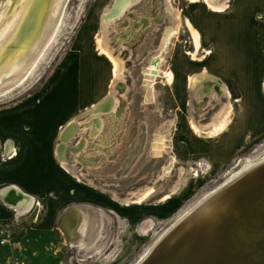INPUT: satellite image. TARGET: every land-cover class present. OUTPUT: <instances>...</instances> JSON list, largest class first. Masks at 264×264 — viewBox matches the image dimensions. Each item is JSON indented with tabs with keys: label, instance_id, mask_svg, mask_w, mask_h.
<instances>
[{
	"label": "rangeland",
	"instance_id": "374dc122",
	"mask_svg": "<svg viewBox=\"0 0 264 264\" xmlns=\"http://www.w3.org/2000/svg\"><path fill=\"white\" fill-rule=\"evenodd\" d=\"M115 2L67 0L58 14L53 39L30 73L23 78L22 73L0 88V133L15 125L17 133L33 136L27 141L30 146L41 144L47 149L39 159L46 163L39 173L59 180L56 190L65 198L58 210L47 207L50 217L55 212L60 215L54 226L62 228V217L74 205L89 209L91 217H96L97 222L90 223L94 229L82 245L70 243L69 234L58 230V249L64 253L65 264H142L181 215L248 164L264 159V131L254 137L245 135L233 110L220 135H207L224 128L228 110L223 107L221 114L217 110L221 101L233 100L212 76L197 78L204 85L201 90L194 92L190 86V75L204 71L194 63L201 59L203 49L197 53L198 60H191L189 54L194 45L184 22L187 0H136L107 30L103 15ZM167 6L179 10V20L168 13ZM100 41L124 64L123 79L115 84L117 97L124 100L117 113L104 116L102 131L106 136L113 127L123 126L112 136L121 141L107 152L89 150L81 155L73 149L83 138L88 142L83 133L65 150L64 161L56 152L62 127L81 118L111 92L112 62L101 53ZM158 54L162 57L158 72L147 79L144 69ZM168 69L174 73L171 83L166 82L164 74ZM222 81L233 96L238 94L234 81ZM93 115L89 113L83 120ZM217 115H222L223 122L215 126L211 121ZM15 118L21 124H16L18 120L14 123ZM192 121L204 123V137L194 133L191 126L196 122ZM206 127H211V132ZM12 131H6V138L0 139L2 164L10 161L2 159L10 156L3 155L8 140L20 152V142L13 139ZM104 153L107 158L91 160ZM80 157L89 158L90 164ZM171 162L173 166L164 171ZM6 186H0V190ZM144 191L147 196L138 203L134 193ZM37 201L34 207L40 212L41 198ZM24 218L18 223L15 216L2 221L13 223L16 235V228L29 225Z\"/></svg>",
	"mask_w": 264,
	"mask_h": 264
},
{
	"label": "bare ground",
	"instance_id": "6f19581e",
	"mask_svg": "<svg viewBox=\"0 0 264 264\" xmlns=\"http://www.w3.org/2000/svg\"><path fill=\"white\" fill-rule=\"evenodd\" d=\"M66 1L67 0H0V88L15 81V79L22 73H24L22 78L30 73L43 51L53 39L57 22L59 23V19L57 21L58 14L63 6H65L64 4ZM206 1L210 6L216 7L220 0ZM134 2H136V0H116L114 6L107 9L103 15V25L105 26V29L108 30L110 26H113L120 18H123V16L127 14V11L131 9ZM167 11L170 15L178 19L180 14L179 10L167 6ZM144 22H147V20L144 19ZM184 22L191 34L192 43L194 45L193 51L189 52V54L195 59L197 58V52L202 46L200 34L188 18H186ZM166 39H168V37ZM99 49L101 50V53L105 54L112 62L111 73L114 78L111 83V92L99 103L91 106L81 118L73 121L71 120V122H68L62 127L59 136L60 141L56 152L64 161H66L63 157L65 155L63 153L66 152L65 150L72 145L74 140H78V137L83 133H86V135L84 134V137L86 136L88 142L83 138L80 140V144L73 149L74 153L80 152L81 155L89 150L107 152L109 147H115L116 143L121 141L119 137L113 139L112 136L117 134L119 129L122 130L124 128L123 126L121 128L113 127L112 132L106 136L102 135V131L105 129L106 125L104 116H113L114 113H117L119 105L123 103L124 100L121 97H117L115 90L116 82L123 79L124 64L122 61L112 56L101 41L99 42ZM161 61L162 57L158 54L153 58L151 64L144 69V76L147 79H152L155 76L158 72L157 69L159 64H161ZM164 74L166 75V82L171 83L174 80L173 71L168 69ZM196 80V77H189L190 86H193ZM218 81L221 82L220 80ZM89 113H94V115L83 120V118L89 115ZM219 121L223 122L222 115L220 117L217 115V117L211 122L216 126ZM115 124H117V120H115ZM214 125L210 124L207 126ZM70 126H72L70 133L72 137L68 141H64V138L61 140L64 132L66 129L70 128ZM202 127L203 125L199 123H192V128L197 134H201L203 130ZM123 132L124 131L120 132V134ZM90 138L95 139V141H90ZM96 140L99 141V145L95 144ZM14 145L15 144L12 140H8L6 142L4 155L6 154L7 157L8 155H11L14 151ZM81 149L85 150L80 151ZM106 156L107 154L104 153L103 156H96L91 160H101L108 157ZM83 159L86 160L85 164H90L91 160L89 158L85 159L84 157H80L79 160ZM263 161L264 160L261 162ZM256 163L257 162L248 164L242 172L238 173L223 185L212 190L198 203L181 215V217H179L177 221L157 240L152 251L154 248H157L158 244H163L162 246L165 247L151 264L169 263L170 261H173L177 254H180L183 257L180 264L209 263L210 254L219 250L224 244L226 245V242L222 239L224 231L223 227L225 224L233 222L235 216H237L241 210L244 212L247 211L249 203L251 204L253 200L258 198V196L264 195V169L252 172L251 177L246 181L232 183L244 172L252 170L253 166L257 165ZM173 164L174 163L171 162L166 168H164V171L170 169ZM230 183L232 184L226 189L218 192V190L224 188ZM134 194L137 196L136 199L138 203H142L147 196L146 191ZM0 196L5 203L16 208L20 213L29 211L36 204L35 198L16 185L4 187L0 191ZM209 196L212 197L206 199ZM205 203L206 205L200 210V212L196 213L184 224V221L188 218L189 214L193 212L195 208ZM68 211L69 215H65V218L63 217L65 227L68 228V241L72 244L82 245L87 236H89L91 229H94L90 228V223L91 220L96 223V217H91L89 214L90 210H83L81 205H74ZM251 214L250 220L253 221L255 225L252 228L254 234L249 238L248 243L258 244V248L260 249L264 243V226L261 227V223L257 224V221L261 220L264 216V204L256 206ZM178 224H183L179 231L173 234L172 238L163 243V239L171 234L172 230L176 228ZM78 235L79 237H77ZM191 248H194V251L191 255H188V250ZM150 258L151 253L144 260V264H147ZM235 258L236 257H234V259ZM251 260L253 262H264L263 251L260 250V254L251 257ZM226 262L228 264L231 261L230 259H226L224 264Z\"/></svg>",
	"mask_w": 264,
	"mask_h": 264
},
{
	"label": "crops",
	"instance_id": "0c3cea01",
	"mask_svg": "<svg viewBox=\"0 0 264 264\" xmlns=\"http://www.w3.org/2000/svg\"><path fill=\"white\" fill-rule=\"evenodd\" d=\"M185 9L186 18L199 31L202 44L200 50L203 49L201 59L194 63H199L204 72L190 75V77L201 79L199 77L206 75L220 80L222 91L233 100V102L221 101L217 110L219 114L223 113L225 107L228 110L224 128L218 133L206 134L220 135L229 122L231 110H233L234 119L240 121V128L243 127L246 131L245 135L254 137L262 133L264 131V0H224L222 2L220 0L216 7L210 6L206 0H187ZM191 60H198V57ZM208 73L216 76L208 75ZM222 80L234 81L238 94L233 96ZM221 85L217 86L221 87ZM203 86L198 80L192 88L195 92L197 88L203 89ZM217 101H220V98ZM204 115L205 113L202 112L201 116ZM24 120L28 123L27 119ZM13 121L21 124L20 119L15 118ZM14 126L0 133L2 136L0 139L3 140L6 138V131L14 130L15 132H11L14 133L13 139L20 142V152L14 145V151L9 158H2L10 159V161L0 163V186L16 185L24 192L31 193L33 195L31 196L36 199L35 205L41 198L42 209L39 212L34 205L35 207L33 206L29 211L20 213L16 208L5 203L0 196V221L13 219L14 216L17 217L16 222L21 217L29 220L27 227L16 228V235L9 244L0 246V264H65L64 253L58 249V230L67 232L68 228L65 227L64 221L66 216H63L64 218L61 216L62 228H57L54 224L60 215L55 212L50 217L47 213V207L48 210L51 207L58 210L65 199L56 190L59 180H50L47 174L39 173L41 166L46 165L45 160L42 161V159L47 149L41 144L37 147L30 146L27 141L32 140L33 136L28 137L17 133V126L13 129ZM205 130L211 132V127H206ZM194 133L204 137L195 131ZM39 152L42 157L37 156L40 155ZM32 153L35 155L32 156ZM40 158L42 159L39 160ZM26 159L33 161L29 163ZM58 175L63 176L62 173ZM37 177L39 178L36 180Z\"/></svg>",
	"mask_w": 264,
	"mask_h": 264
},
{
	"label": "water",
	"instance_id": "95a60500",
	"mask_svg": "<svg viewBox=\"0 0 264 264\" xmlns=\"http://www.w3.org/2000/svg\"><path fill=\"white\" fill-rule=\"evenodd\" d=\"M221 1H224V0H221ZM71 130H72V126H70V128H68V129H66V131L64 132V135L61 137V140H63L62 138H64V141H68L72 137L70 135ZM262 160H264V159L257 161V163H256L257 165H254L252 170L244 172L239 178L234 180L232 183H235L237 181H239V182L246 181L248 178L251 177L252 172L264 169V161L261 162ZM259 162H261V163L258 164ZM239 182H237V183H239ZM232 183H230L227 186H225L224 188L218 190V192L226 189ZM218 192H215V193H218ZM210 197H212V196H209L206 199H209ZM259 204H264V195L258 196V198L256 200H253V202L251 204L249 203L247 211L244 212L243 210H241V212L237 216H235L233 222H231L230 224H228L229 222L227 224H225V226L223 227L224 231L222 234L223 235L222 239H223V241L226 242V245L224 244L219 250L210 254V257H209L210 261H209V263H205V264H222V262L223 261L225 262L226 259H230V261H231L228 264H263L264 263L263 261L253 262L251 260V257L258 256L260 254V250H262L264 253V243L262 245V248H260V249L258 248V246H259L258 244L248 243L249 238H251V236H253V234H254L252 228L255 225V223L250 220V217L252 215L251 212ZM205 205H206V203L201 204L200 206L195 208V210L189 214L188 218H186V220L184 221V224L187 221H189V219L191 217H193L196 213H199L200 210ZM257 224H260L261 227L264 226V216L261 218V220L257 221ZM182 225L183 224H178V226H176V228H174L172 230V233L163 239V241H164L163 243H165L167 240L172 238V235L177 233L179 231V229L182 227ZM225 242H223V243H225ZM162 245L163 244H161V245L158 244L157 248L156 249L154 248V250L151 252V258H150V260H148L147 264L153 263L155 261V259L160 255V253L163 251V249L165 247ZM193 251H194V248H191L190 250H188V255H191L193 253ZM234 257H236V258L234 259ZM182 258L183 257L180 254H177L174 257L173 261H170L169 263L166 262L164 264H180V261L182 260ZM224 262H223V264H224ZM142 264H144V262ZM225 264H227V262Z\"/></svg>",
	"mask_w": 264,
	"mask_h": 264
},
{
	"label": "built area",
	"instance_id": "2783aa9c",
	"mask_svg": "<svg viewBox=\"0 0 264 264\" xmlns=\"http://www.w3.org/2000/svg\"><path fill=\"white\" fill-rule=\"evenodd\" d=\"M15 237L14 224L0 221V246L9 244Z\"/></svg>",
	"mask_w": 264,
	"mask_h": 264
}]
</instances>
